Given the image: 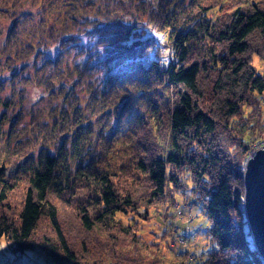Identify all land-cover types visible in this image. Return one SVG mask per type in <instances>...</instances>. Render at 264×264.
<instances>
[{
	"label": "trees",
	"instance_id": "trees-1",
	"mask_svg": "<svg viewBox=\"0 0 264 264\" xmlns=\"http://www.w3.org/2000/svg\"><path fill=\"white\" fill-rule=\"evenodd\" d=\"M31 2L23 18V0L0 6V74L59 53L35 80L52 105L0 165V240L54 263L162 264L122 218L169 219L191 184L216 243L197 264H264L244 211L249 135L264 137V0ZM150 24L169 31L167 53Z\"/></svg>",
	"mask_w": 264,
	"mask_h": 264
},
{
	"label": "rangeland",
	"instance_id": "rangeland-1",
	"mask_svg": "<svg viewBox=\"0 0 264 264\" xmlns=\"http://www.w3.org/2000/svg\"><path fill=\"white\" fill-rule=\"evenodd\" d=\"M16 0H0V6H9ZM31 0H23L21 6L17 9L19 15L23 18L28 12L35 13L36 8L32 7ZM5 7V6H3ZM12 21L7 19L0 20V48L6 42L7 30L11 27ZM149 37H152L163 50L168 52L171 45L168 30H159L153 25H148ZM59 53V49L55 44H49L41 54H34L31 58L18 62L13 66L12 71H5L0 74V122L2 131L5 132L0 143V165L4 160L6 152L13 147L16 140H19L25 133V128L32 124L34 118L41 117L44 110L49 109L52 103L49 100L44 89L35 83V80L47 73L50 69L47 60L54 59ZM73 50L69 57V62L77 60L79 62L87 61V56L77 57ZM77 58V59H75ZM256 66L261 73H264V60L256 61ZM14 71H16L14 75ZM98 82L103 79V73L97 72L95 75ZM24 78H29L27 83ZM67 90L73 86L72 80L65 82ZM6 100L11 102V107L6 108L2 103ZM263 109H264V99ZM13 129L12 134L7 137V132ZM236 130L240 134L246 132V128L242 124H236ZM249 141L252 144V151L249 156L258 149L264 147V137L258 135H249ZM9 143V145L7 144ZM248 156V158H249ZM188 181V180H187ZM194 204L193 209L188 210V205ZM190 215V216H189ZM193 217V222L188 224V219ZM122 218L124 221L130 222L132 225L138 226V232L144 242L145 255L153 258L157 252L162 264H186V255L189 249L200 256L206 258L204 253H208L216 247V243L208 235L210 221L206 212L204 202L199 200L193 193L192 186L186 190L184 197L179 198L178 204L173 207L170 218L164 217L162 214L155 213L154 218L149 222L138 219ZM175 228L183 229L189 232L188 242L180 241L179 235ZM204 252V253H202ZM199 259V262H201ZM198 262V263H199ZM115 262H108L112 264ZM0 264H54L50 258L39 249L29 250L25 253H13L7 244L0 240ZM57 264H67L60 262Z\"/></svg>",
	"mask_w": 264,
	"mask_h": 264
},
{
	"label": "water",
	"instance_id": "water-1",
	"mask_svg": "<svg viewBox=\"0 0 264 264\" xmlns=\"http://www.w3.org/2000/svg\"><path fill=\"white\" fill-rule=\"evenodd\" d=\"M244 190V211L253 244L264 260V147L246 161Z\"/></svg>",
	"mask_w": 264,
	"mask_h": 264
},
{
	"label": "built area",
	"instance_id": "built-area-1",
	"mask_svg": "<svg viewBox=\"0 0 264 264\" xmlns=\"http://www.w3.org/2000/svg\"><path fill=\"white\" fill-rule=\"evenodd\" d=\"M254 153H255V150L249 157H251ZM193 207H194V204L190 203L188 205V210L190 211L191 209H193ZM191 220H192V217L188 219L189 222ZM175 230L179 235L181 234L180 241L188 242V235L186 232L182 231V229H179V228H175ZM199 259L201 261V258L198 255H196L194 251H192L191 249L188 250L187 255H186V264H197L199 262ZM112 264H117V263H112Z\"/></svg>",
	"mask_w": 264,
	"mask_h": 264
},
{
	"label": "bare ground",
	"instance_id": "bare-ground-1",
	"mask_svg": "<svg viewBox=\"0 0 264 264\" xmlns=\"http://www.w3.org/2000/svg\"><path fill=\"white\" fill-rule=\"evenodd\" d=\"M264 261V260H263ZM54 264H57V263H54Z\"/></svg>",
	"mask_w": 264,
	"mask_h": 264
}]
</instances>
